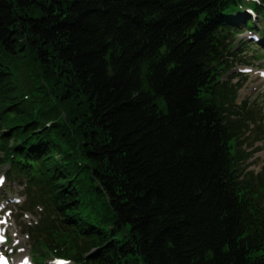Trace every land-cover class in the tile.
I'll list each match as a JSON object with an SVG mask.
<instances>
[{"label":"trees","instance_id":"1","mask_svg":"<svg viewBox=\"0 0 264 264\" xmlns=\"http://www.w3.org/2000/svg\"><path fill=\"white\" fill-rule=\"evenodd\" d=\"M254 17L264 0H0V165L41 208L36 264H264L231 76Z\"/></svg>","mask_w":264,"mask_h":264},{"label":"rangeland","instance_id":"2","mask_svg":"<svg viewBox=\"0 0 264 264\" xmlns=\"http://www.w3.org/2000/svg\"><path fill=\"white\" fill-rule=\"evenodd\" d=\"M254 27V30L237 37L235 52L238 63L231 74L235 75L232 77V83H241L236 104L247 100L248 109L256 113V123L249 124L244 130L241 145L238 147L241 155L248 154L240 166L244 174L264 171V79L259 76L260 72L264 71V36L256 41L252 38L253 31L264 35V21L255 18ZM7 170L6 165H0V176L7 177ZM246 178L249 179V176ZM26 202L24 184L18 179L7 177L0 188V234L6 237V242L0 245V248L8 254L11 264H36L30 256L32 239L28 237L27 227L32 228L37 224L41 208L36 207L32 212L22 210ZM45 264L54 262L46 260Z\"/></svg>","mask_w":264,"mask_h":264},{"label":"bare ground","instance_id":"3","mask_svg":"<svg viewBox=\"0 0 264 264\" xmlns=\"http://www.w3.org/2000/svg\"><path fill=\"white\" fill-rule=\"evenodd\" d=\"M2 186H3V185H2ZM2 186H1V187H2ZM3 238H4V237H3ZM3 241H4V239H3ZM4 242H5V241H4ZM4 242H3V243H4Z\"/></svg>","mask_w":264,"mask_h":264}]
</instances>
